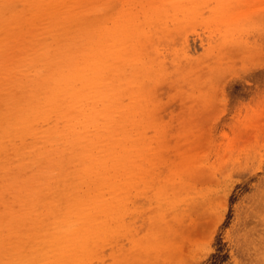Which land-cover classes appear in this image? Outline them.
Segmentation results:
<instances>
[{
    "label": "rangeland",
    "instance_id": "obj_1",
    "mask_svg": "<svg viewBox=\"0 0 264 264\" xmlns=\"http://www.w3.org/2000/svg\"><path fill=\"white\" fill-rule=\"evenodd\" d=\"M19 1L10 12L26 6ZM103 1L108 8L93 19L112 13L114 25L117 14L130 13L136 23H126L142 24L149 36L140 61L116 67L118 88L134 75L118 100L131 110L122 122L131 126L129 169L111 177L103 193L115 204L106 214L98 202L101 222L83 235L68 264H264V0H175L168 7L163 0L159 8L147 3L149 10L139 4L146 0H130L132 9L124 0ZM23 52H6L7 65ZM57 124V109L38 123ZM10 158L2 182L27 176L22 202L29 188L58 173L53 155L23 157L21 171Z\"/></svg>",
    "mask_w": 264,
    "mask_h": 264
},
{
    "label": "bare ground",
    "instance_id": "obj_2",
    "mask_svg": "<svg viewBox=\"0 0 264 264\" xmlns=\"http://www.w3.org/2000/svg\"><path fill=\"white\" fill-rule=\"evenodd\" d=\"M14 1L0 0V5L9 10ZM21 1L25 8L11 9L9 16L0 8V260L12 257L10 263L5 258L7 264H68L66 257L82 244L83 235L101 222L98 202L106 214L115 204L111 195L103 193L111 188V177L129 169L131 126L122 122L131 110L118 100L134 75L126 74V84L118 88L116 67L140 61V46L149 34L142 24L126 23L136 19L130 13L117 14L114 25L112 13L93 19L92 13L103 6L99 0ZM161 1L139 4L149 10L147 3L159 8ZM26 12L28 18L23 16ZM162 15L166 13L152 12L149 17ZM14 47L25 56L11 59L15 65L8 66L5 53ZM151 68H144L148 75ZM9 71L19 79L7 81ZM53 109L59 111L63 124L55 129L39 126ZM51 155L58 173L43 186L29 188L28 201L22 202L18 193L25 187L21 178L27 176L3 184L10 157L20 161L16 165L21 171L27 165L23 157L38 162ZM36 175L32 172L29 177ZM11 193L12 199L4 200ZM7 214L14 220H6Z\"/></svg>",
    "mask_w": 264,
    "mask_h": 264
}]
</instances>
